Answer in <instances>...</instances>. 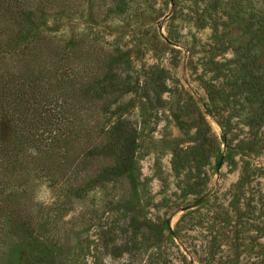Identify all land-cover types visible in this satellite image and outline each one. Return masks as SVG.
<instances>
[{
    "label": "rangeland",
    "instance_id": "374dc122",
    "mask_svg": "<svg viewBox=\"0 0 264 264\" xmlns=\"http://www.w3.org/2000/svg\"><path fill=\"white\" fill-rule=\"evenodd\" d=\"M109 7L42 20L56 37L115 50L139 86L159 87L157 104L140 88L112 106L136 126L133 165L81 196L32 176L13 201L50 220L66 264H264V0Z\"/></svg>",
    "mask_w": 264,
    "mask_h": 264
},
{
    "label": "trees",
    "instance_id": "16d2710c",
    "mask_svg": "<svg viewBox=\"0 0 264 264\" xmlns=\"http://www.w3.org/2000/svg\"><path fill=\"white\" fill-rule=\"evenodd\" d=\"M92 1L0 0V264H66L62 243L46 226L50 220L37 221L13 193L36 176L81 196L127 173L137 129L112 106L140 88L150 104L159 101V87L139 86L115 50L86 38L56 37L42 20L49 11L73 12ZM103 1L110 10L125 6V0ZM203 129L206 123L197 127L199 143Z\"/></svg>",
    "mask_w": 264,
    "mask_h": 264
}]
</instances>
